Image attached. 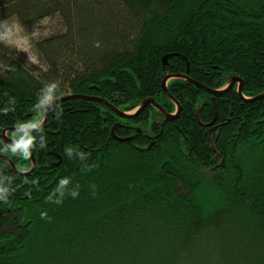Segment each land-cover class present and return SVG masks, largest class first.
I'll return each mask as SVG.
<instances>
[{"label":"trees","instance_id":"obj_1","mask_svg":"<svg viewBox=\"0 0 264 264\" xmlns=\"http://www.w3.org/2000/svg\"><path fill=\"white\" fill-rule=\"evenodd\" d=\"M7 19L57 26L44 69L0 42V155L32 167L6 130L35 164L0 158V264H264V0H0ZM171 75L242 96L171 78L173 102ZM74 94L180 111L74 99L10 130Z\"/></svg>","mask_w":264,"mask_h":264},{"label":"water","instance_id":"obj_2","mask_svg":"<svg viewBox=\"0 0 264 264\" xmlns=\"http://www.w3.org/2000/svg\"><path fill=\"white\" fill-rule=\"evenodd\" d=\"M164 60V59H163ZM171 78H176V79H180V80H186L188 82H190L192 85L194 84L196 87H198L199 89L203 90V91H206L207 93H209L212 97H215L216 95H219L221 93H223L224 91H226L227 89L229 88H232L234 85H237V93L238 95L241 97L242 96V81L240 79H236L235 77H233L231 79V81L228 83L226 89L222 90V91H218V90H215V91H212V90H209L208 88H206L205 86L199 84V83H195L194 81H190L188 78H186L184 75L180 76H176V75H171V76H167L165 77L163 80H162V85H161V88H162V93H164L166 95V97L170 100V101H173V98L170 96V94L167 92L166 90V84H167V81L170 80ZM264 98V93L260 94L259 96L253 98V99H250L249 101H257L259 99H262ZM74 99H80V100H87V101H90V102H98L100 103L102 106L108 108L111 112H113V114L116 116V117H120L122 119H126V120H129V119H132V118H135L138 114H140V112L148 107V106H153L158 112L160 115H162L165 119H167L168 121H171L173 120L174 118H176L178 116V113L180 111V107H179V104L178 103H175L176 105V111L173 113V114H168L165 112V110L163 108H161L158 104H156L153 99H146L144 101H142L140 103V107L135 110L134 112L132 113H129V114H126L124 112H121L119 110H117L114 106H111L108 102H104L102 99L100 98H93V97H89V96H81V95H68V96H63L62 98L60 99H55V100H52V102L48 103L46 106H45V113H44V116H43V119H42V123L38 126H35V127H32V128H24V127H21V128H14V129H10V130H13V131H18V132H26V133H30L32 131H36V130H39L40 128H42V126L45 124V122L47 121V117H48V114H49V111L51 110V108L56 105V104H60V103H63V101H68V100H74ZM245 100V99H244ZM248 101V100H247ZM174 102V101H173ZM211 102L213 104V109H214V102H213V98H211ZM215 112V111H214ZM198 115V110L196 111V116ZM216 113H215V116L213 118V120L211 122H209L208 124H206V126H213L214 122L216 121ZM9 130V131H10ZM6 130H3V139L4 141L7 143V144H16V145H19V146H25V148L28 149V154H30V163L32 164V167L29 171L27 172H19L15 165H13V163H11L6 157L4 156H1L0 155V158L3 159L5 162H7V164L13 169V171L15 173H17L18 175H27L29 173H32L33 170H34V167H35V164H34V156L33 154H31V149L29 148V146L25 145L24 143H21L17 140H14V139H9L7 136H6ZM151 146V144L149 145V147Z\"/></svg>","mask_w":264,"mask_h":264},{"label":"rangeland","instance_id":"obj_3","mask_svg":"<svg viewBox=\"0 0 264 264\" xmlns=\"http://www.w3.org/2000/svg\"><path fill=\"white\" fill-rule=\"evenodd\" d=\"M57 20L39 21L38 24L21 26L14 19L0 22V42L18 51L28 63L38 69H44L42 62L35 53L34 43L44 40L56 30ZM51 102V98L46 100Z\"/></svg>","mask_w":264,"mask_h":264}]
</instances>
